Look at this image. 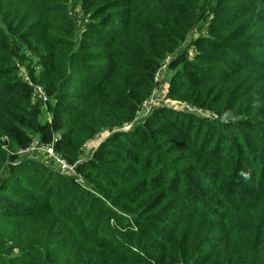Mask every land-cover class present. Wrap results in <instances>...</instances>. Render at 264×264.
Returning a JSON list of instances; mask_svg holds the SVG:
<instances>
[{
    "label": "trees",
    "instance_id": "trees-1",
    "mask_svg": "<svg viewBox=\"0 0 264 264\" xmlns=\"http://www.w3.org/2000/svg\"><path fill=\"white\" fill-rule=\"evenodd\" d=\"M68 2L0 0V264H264V0H215L193 59L202 0H79L81 34ZM170 55L168 96L217 120H137ZM107 128L77 164L92 191L19 159L38 138L74 163Z\"/></svg>",
    "mask_w": 264,
    "mask_h": 264
},
{
    "label": "rangeland",
    "instance_id": "rangeland-1",
    "mask_svg": "<svg viewBox=\"0 0 264 264\" xmlns=\"http://www.w3.org/2000/svg\"><path fill=\"white\" fill-rule=\"evenodd\" d=\"M214 4H215V0H202V10L200 13L201 19L197 23L195 30L191 33L188 40L184 44H182L181 48L179 49L180 51L187 49L189 56L192 59L198 53L197 47L194 45V41L197 38H199L203 35L206 36L208 34L209 24H210V21L213 17V14H212L213 9L212 8H213ZM68 11H69L70 16L77 22L78 32H79V34H81L83 29L85 28V25L88 22V19L82 13V10H81L80 5H79V0H69ZM172 57H173V55H170V59ZM169 60L167 61V67L164 68L163 70H161L158 78H155L154 88H153L151 97L148 100V106H146L144 108L142 106V108L138 112V116H137L138 119L137 120L142 119L144 117V115L155 106H168V107H172L174 109H178V110H182L185 112H190V113L196 114L200 117L208 118L211 121L217 120L218 116L215 114V111H213V110H210L207 108H200V107L195 106L189 102H183V101L175 100V99H172L168 96L170 79H171V76L173 74L172 71L169 69V66H168ZM35 62H36L35 57H27V58H25V60L21 61V63H18L19 75L22 78L29 81L31 79L30 78V71L35 70L37 72V70H39V67L38 66L36 67ZM150 105H152V108L147 110ZM148 114H146V115H148ZM41 118L43 121L50 120V118H51V115L47 110V105H42ZM110 134H111V130L107 128V129L100 130V132H98L94 137L86 140L82 144V146L80 147V156L77 159V161L79 160L78 163H82V162L88 160L93 155L95 150L98 148L100 143L103 140H105ZM85 144H87V146ZM38 145H39L38 141L35 140L32 149H30L29 151H26V152L19 153V159L22 161H25V160L37 161L41 164H44L47 167V169L49 170V172L59 173L63 176H66V175L69 176V174H65V173L68 171H71V170H65V169L61 168L56 162H54L53 157L51 155L47 154L42 149H39ZM3 147H5V146L3 145ZM2 174H3V171H0V176ZM72 177H74L76 180L75 175H73ZM82 177H83V181H81V182H83V183H80L77 180L76 181L79 182L80 184H82L84 187H86V189L92 191L90 188H87L86 179H85V176L83 174H82ZM118 213L121 216L124 215L123 217L125 218V220H124L125 222L131 221V218L129 217L128 214L122 213V212H120V210ZM111 224L116 226V227H119L118 221L111 220Z\"/></svg>",
    "mask_w": 264,
    "mask_h": 264
},
{
    "label": "built area",
    "instance_id": "built-area-1",
    "mask_svg": "<svg viewBox=\"0 0 264 264\" xmlns=\"http://www.w3.org/2000/svg\"><path fill=\"white\" fill-rule=\"evenodd\" d=\"M170 59V56H168V58L162 63V65L160 66V68L158 69V71L156 72V76L155 78H158L159 77V74L161 72V70H163L164 68L167 67V61ZM151 97V96H150ZM149 97V98H150ZM149 98L143 103V108L148 106V100ZM33 99L35 101H39L42 103V105H46L47 102L49 101V97L46 93V91L43 89L42 86L40 85H35L34 86V95H33ZM142 108V107H141ZM152 108V105L149 106V109ZM152 110V109H151ZM151 110H149L146 114H148ZM146 114L144 116H146ZM216 114V113H215ZM217 115V114H216ZM218 116V115H217ZM132 124H128L125 128L123 129H128ZM37 140L38 143H39V149H42L43 151H45L47 154L51 155L53 157V160L54 162H56L61 168L65 169V170H71V171H68L66 172L65 174H69V176H73L75 175L76 176V180L79 181L80 183H83L81 181H83V177H82V174L80 172H78L77 170V164L78 161L74 162V163H70L69 161H67L65 159V157H63L60 153L56 152L53 148L52 145L50 144H44L40 141V139L38 138H34V140L32 141L31 145L26 148V149H22L18 152L19 153H22V152H26V151H29L30 149H32L33 145H34V141ZM87 146V144H85Z\"/></svg>",
    "mask_w": 264,
    "mask_h": 264
},
{
    "label": "water",
    "instance_id": "water-1",
    "mask_svg": "<svg viewBox=\"0 0 264 264\" xmlns=\"http://www.w3.org/2000/svg\"><path fill=\"white\" fill-rule=\"evenodd\" d=\"M130 127H131V126H130ZM130 127H129V128H130Z\"/></svg>",
    "mask_w": 264,
    "mask_h": 264
}]
</instances>
